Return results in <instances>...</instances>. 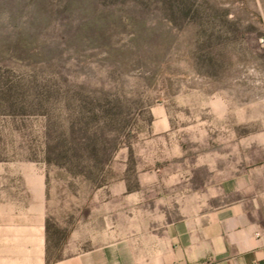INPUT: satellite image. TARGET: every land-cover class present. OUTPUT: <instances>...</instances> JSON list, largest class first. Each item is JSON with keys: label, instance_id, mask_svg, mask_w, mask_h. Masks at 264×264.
I'll list each match as a JSON object with an SVG mask.
<instances>
[{"label": "rangeland", "instance_id": "374dc122", "mask_svg": "<svg viewBox=\"0 0 264 264\" xmlns=\"http://www.w3.org/2000/svg\"><path fill=\"white\" fill-rule=\"evenodd\" d=\"M90 2L0 0L3 203L59 243L107 176L264 163V0Z\"/></svg>", "mask_w": 264, "mask_h": 264}, {"label": "crops", "instance_id": "0c3cea01", "mask_svg": "<svg viewBox=\"0 0 264 264\" xmlns=\"http://www.w3.org/2000/svg\"><path fill=\"white\" fill-rule=\"evenodd\" d=\"M234 149L218 173L208 155L203 172L107 176L56 256L46 205L20 219V206L3 203L0 174V264H264V163L246 168L242 142Z\"/></svg>", "mask_w": 264, "mask_h": 264}, {"label": "trees", "instance_id": "16d2710c", "mask_svg": "<svg viewBox=\"0 0 264 264\" xmlns=\"http://www.w3.org/2000/svg\"><path fill=\"white\" fill-rule=\"evenodd\" d=\"M72 1L76 2V0H72ZM82 3L86 5L88 4L90 7L93 5L90 2V0H82ZM46 232H47V239L48 241L50 240V242H52L53 246L59 244V241L56 239V237L59 235V232L54 229V227L49 222V220H47L46 222Z\"/></svg>", "mask_w": 264, "mask_h": 264}]
</instances>
